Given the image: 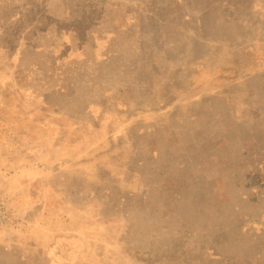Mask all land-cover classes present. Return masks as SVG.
I'll return each mask as SVG.
<instances>
[{
    "label": "rangeland",
    "instance_id": "obj_1",
    "mask_svg": "<svg viewBox=\"0 0 264 264\" xmlns=\"http://www.w3.org/2000/svg\"><path fill=\"white\" fill-rule=\"evenodd\" d=\"M0 264H264V0H0Z\"/></svg>",
    "mask_w": 264,
    "mask_h": 264
},
{
    "label": "built area",
    "instance_id": "obj_2",
    "mask_svg": "<svg viewBox=\"0 0 264 264\" xmlns=\"http://www.w3.org/2000/svg\"><path fill=\"white\" fill-rule=\"evenodd\" d=\"M9 213L7 209L0 204V227H2L7 221H10Z\"/></svg>",
    "mask_w": 264,
    "mask_h": 264
}]
</instances>
